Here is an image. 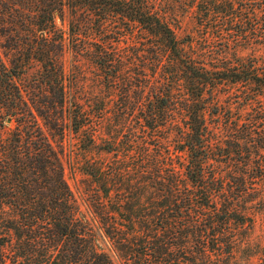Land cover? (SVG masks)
I'll return each instance as SVG.
<instances>
[{"label":"trees","instance_id":"obj_1","mask_svg":"<svg viewBox=\"0 0 264 264\" xmlns=\"http://www.w3.org/2000/svg\"><path fill=\"white\" fill-rule=\"evenodd\" d=\"M189 12L196 29L180 39ZM262 26L264 0H0V264H114L65 179L68 131L84 137L87 151H123L112 165L87 162L83 170L103 194V229L126 264H211L212 253L230 254L228 232L241 217L230 197L243 196L247 179L212 163V135L220 129L238 148L264 146V134L254 136L264 128V104L243 123H223L220 114L216 129L209 107L227 84L246 88V103L264 98ZM128 36L140 44L125 57L116 45ZM70 50L88 56L120 93L136 125L128 143L112 137L98 146L95 116L67 91ZM34 65L38 73L27 81ZM175 109L185 116L176 140L186 155L181 169L162 137Z\"/></svg>","mask_w":264,"mask_h":264},{"label":"rangeland","instance_id":"obj_2","mask_svg":"<svg viewBox=\"0 0 264 264\" xmlns=\"http://www.w3.org/2000/svg\"><path fill=\"white\" fill-rule=\"evenodd\" d=\"M70 18L71 16L67 18L68 21L64 24L65 29H68L67 25ZM180 20L181 27L177 31L180 39L183 38L184 33L195 32L196 22L193 12H189ZM58 26H62L60 21H58ZM262 29H264L263 26ZM137 33L138 31L136 30L135 34ZM108 37H116V35ZM95 43H101V41L90 39V44L94 45ZM139 44L140 40H138L137 36H128L126 40L117 44L116 47H121L122 55L125 56L127 53L132 55L136 50L135 47ZM261 52L262 54L264 53V48L259 49V54ZM250 54V50L241 52L244 58ZM65 61L67 91L77 98L86 113L95 116L91 122L94 123L92 129L98 131V146L103 149L106 145L103 140L107 139L110 141L112 137H117L118 142L125 140L128 143L131 133L135 132L137 135L136 125L132 116L127 117L125 115L124 100H122L120 93H114L107 88L108 84L103 79V74L88 56H81L70 50L66 54ZM38 69L37 65L31 68L27 81L30 78H35ZM259 69L264 71V66H260ZM129 72L133 73V70ZM139 73L147 74L148 72L139 70ZM138 78L142 80L143 75L140 74ZM134 83L132 95L137 97L143 92L135 86L138 82L134 81ZM243 91L245 93L246 88L241 87V85L232 86L229 84L222 85L218 89L214 97L216 104L209 107V111L213 116L211 114L208 116L209 123L215 129L221 123L222 116L220 117V114L223 115V123L226 121L234 122L238 119L241 120L240 123H243L246 119L258 118L260 109L264 104V98H259L258 102L251 100L247 104ZM181 94L183 96V92ZM131 110V115L138 114L137 107H134V109L131 107ZM174 114V120L167 125L166 132L162 134V137L167 138L164 140V149L170 153L169 155L174 165L181 169L180 167L186 163V155L179 152L176 140L178 139V133L185 129V116L184 113L177 109L174 110ZM219 130H215V135H212L214 143L212 148L216 153L214 155L216 161L214 160L212 163L224 174L230 170L244 173L247 179V190L243 193V196L236 200L230 197L231 201L238 204L236 209L241 214L239 221L233 223L228 232L230 238L235 240V247L230 254L224 252L220 257L212 253L213 260L211 264H264V146L261 141L257 140L253 141L252 145L249 144V147L242 146L238 148L234 145L235 141L233 138H229L224 131L222 133L217 132ZM256 133L255 137L264 134V128L256 130ZM138 136L141 137V133ZM82 138L84 137H78L71 131L66 132L63 142L65 148V179L74 195L81 217L95 232L100 249L109 254L114 264H126L124 257L115 249L114 242L106 236L103 229L102 219L100 218L102 205L105 203V199L102 197L103 194L99 191L94 180L84 173L83 170L87 162L89 164H104L105 166L112 165L116 162L112 163L114 160L120 161L124 158L123 151L117 157H113L99 149L87 151L85 149L87 142ZM119 149H121V145ZM247 156L251 157V160L247 162L248 166L241 164V161L247 160L245 159ZM235 163H238V169L233 168ZM242 219H244V222H240ZM224 248L225 250L227 249L226 247ZM195 256L201 262L200 256Z\"/></svg>","mask_w":264,"mask_h":264},{"label":"water","instance_id":"obj_3","mask_svg":"<svg viewBox=\"0 0 264 264\" xmlns=\"http://www.w3.org/2000/svg\"><path fill=\"white\" fill-rule=\"evenodd\" d=\"M8 123H11V121H10V120H8Z\"/></svg>","mask_w":264,"mask_h":264}]
</instances>
